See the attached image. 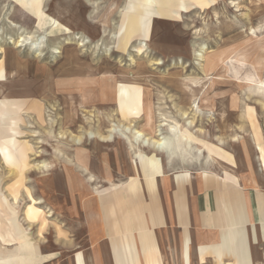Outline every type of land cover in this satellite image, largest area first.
Here are the masks:
<instances>
[{
	"label": "rangeland",
	"instance_id": "rangeland-1",
	"mask_svg": "<svg viewBox=\"0 0 264 264\" xmlns=\"http://www.w3.org/2000/svg\"><path fill=\"white\" fill-rule=\"evenodd\" d=\"M129 2L173 16L154 21L144 53L138 52L140 34L127 46L120 42ZM150 2L0 0V52L8 56L7 63L0 56V74H6L0 99L4 109L16 100L17 110L10 120L0 116V264H160L158 256L141 252L139 262L133 243L120 235L112 240L113 263L96 211L76 219L54 211L46 199L35 205L53 190L46 182L60 186L62 171H77L86 200L100 196L107 224L125 228L129 203L122 195L130 182L136 191L138 182L108 169L105 161L115 154L131 157L140 145L154 160L146 157L141 171L151 189L161 174L153 141L160 139L157 131L170 134L171 126L191 138L192 154L163 153L189 158L192 172L234 175L240 160L245 165L264 151V0ZM41 13L52 24L43 27ZM123 86L142 91L138 118L121 116L117 95ZM134 131L144 133L149 145L136 144ZM109 136L110 142H100ZM89 157L100 166L80 169ZM140 240L151 252V237ZM160 255L162 264L176 263L175 251L161 247Z\"/></svg>",
	"mask_w": 264,
	"mask_h": 264
},
{
	"label": "crops",
	"instance_id": "crops-1",
	"mask_svg": "<svg viewBox=\"0 0 264 264\" xmlns=\"http://www.w3.org/2000/svg\"><path fill=\"white\" fill-rule=\"evenodd\" d=\"M157 152L162 169L159 163L161 174L155 178L151 189L142 172L134 165L133 156L126 157L120 152V161L115 159L116 154L113 160L105 161L108 169L114 167L121 173L126 171L129 173L127 176L137 179L136 191L130 188V182L126 185L128 192L122 193V198L126 196L123 200L129 203L126 207L128 227L107 224L101 197L86 200L88 194L81 182L83 175L77 171H62L63 175L60 173L57 179L60 186L44 185L53 189L47 191L45 199L54 210L69 218L86 219L87 215L96 211L98 221L105 223L102 232L106 241H111L110 253L106 247V255L110 254L113 263L112 240L128 237L137 251L139 262L141 252L144 258L158 256L162 264L160 251L163 247L176 252L175 264H236L242 260L264 264V151H256L257 156L253 160L245 159V165L240 160L241 165L237 166L240 172H234V175L217 174L209 169L192 172L188 167L189 158L169 159L163 152ZM94 159H85L80 168H98L100 163L95 164ZM182 162L185 168L181 167ZM92 175L97 177L94 173ZM61 176L69 180L62 182ZM123 190H126L125 187ZM50 194L56 196L51 197ZM147 194L150 196L148 200ZM98 224L102 229V224ZM100 230H95L96 234ZM143 234L152 239L151 252H144L140 240Z\"/></svg>",
	"mask_w": 264,
	"mask_h": 264
},
{
	"label": "bare ground",
	"instance_id": "bare-ground-1",
	"mask_svg": "<svg viewBox=\"0 0 264 264\" xmlns=\"http://www.w3.org/2000/svg\"><path fill=\"white\" fill-rule=\"evenodd\" d=\"M8 1H11V0H8ZM140 1H144V2H147L149 4L153 3V2H150V0H140ZM39 9H40V6H39ZM123 13H124V16H123L124 23L120 29V33H122L120 42L122 43V45L127 46L128 43L131 41V39L136 36V34H140L141 38H143V40L140 43L141 47L138 49L139 53H144V51H145L144 49L147 46L148 40L150 41L152 39V29H153L154 21L158 20L160 18H163V17L173 18V16H171L169 14L156 12L152 6L146 7L143 4L141 6H140V4L139 5L138 4L137 5H131L130 2L127 3L126 6L124 7ZM40 20L42 21L43 27L46 25H49L50 23L52 24V22H53V20L50 21L48 19V17L43 13L40 14ZM12 26H13V24H12ZM23 39L24 40H21V41L17 42L16 44L19 46V44L27 41V38H23ZM1 55L4 56V61H5V63H7V61H8L7 54L5 55L4 52H0V56ZM17 67H18V65L15 61L13 72L17 71ZM4 81L6 82V74H4L2 72L0 74V83H2ZM117 96H118V101H119V108H120V111L122 113L121 114L122 118L127 119L129 116H136L138 118L140 116L142 105H143V95H142V91H141L140 87H138V88H134V87L130 88V87H126V86L120 87V90H119V93ZM6 99L9 100V99H11V97H8ZM9 101H10L11 106L9 108L4 109L5 106L3 107L1 99H0V116L4 115V117L7 120H10L12 115L17 114V110H15L16 109V107H15L16 100L12 99ZM169 130H170V132H169L170 134H168L166 136L163 134L162 130L157 131L158 132L157 137H160V139H158L157 141H153V144L155 146L154 149L156 151L164 152L170 158H174L178 154H180V155L192 154V147L191 146H192L193 142H192L191 138H188L184 134H181L180 131L173 126L169 127ZM111 131L113 133L115 132L114 129H112ZM117 135L122 136V134H119V133H117ZM133 136L137 140V141H134L136 144L141 142L143 147H146L149 145V141H143L145 138V135L141 131H134ZM92 139H95L94 136L92 137ZM111 140H112V137L109 136V137L102 138V141H100V142H102L103 144L104 143L106 144V142H108V141L110 142ZM188 140H191V141H188ZM60 142L63 143L64 141H60ZM66 142H68V141H66ZM77 143L80 144L81 142L77 141ZM139 146L137 147V150H135L133 148L132 151L134 152L133 153V161L135 163L134 165H136L141 172L143 170L142 169L143 159H144L145 155H148V154L144 153L145 151L141 150V148ZM62 148H63V146H62ZM97 152H98V150H97ZM57 153H58V151H57ZM59 153H60V151H59ZM93 153H95V152H93ZM61 154H63V153H61ZM197 154L201 155L202 151L198 150ZM153 155L155 157V160L157 158L160 161V167L162 169L161 159L157 155H155V154H153ZM68 156H69V154H68ZM121 158H122L121 153H119V155H117L115 157V159L117 161H120ZM149 160H150V162L154 161L151 159H149ZM80 164H81V162H80ZM155 164H156V162H155ZM49 168H50V166L47 163L43 164V166H42V169H44V171H48ZM90 180H91V182H95L96 179H94V175H92ZM47 182H46V184H47ZM54 183H55V181L53 180L52 184L50 186H53ZM45 204H46L45 198H42L40 201H37L35 205H45ZM51 211H53V210H51ZM96 262H97V259L94 257V263H96Z\"/></svg>",
	"mask_w": 264,
	"mask_h": 264
}]
</instances>
